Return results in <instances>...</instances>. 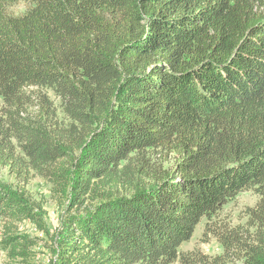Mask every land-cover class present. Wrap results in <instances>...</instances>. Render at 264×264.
Listing matches in <instances>:
<instances>
[{
    "label": "trees",
    "instance_id": "16d2710c",
    "mask_svg": "<svg viewBox=\"0 0 264 264\" xmlns=\"http://www.w3.org/2000/svg\"><path fill=\"white\" fill-rule=\"evenodd\" d=\"M0 169L63 210L51 236L0 179L12 264H33L25 221L51 264H264V0H0ZM203 220L220 255L181 250Z\"/></svg>",
    "mask_w": 264,
    "mask_h": 264
},
{
    "label": "rangeland",
    "instance_id": "374dc122",
    "mask_svg": "<svg viewBox=\"0 0 264 264\" xmlns=\"http://www.w3.org/2000/svg\"><path fill=\"white\" fill-rule=\"evenodd\" d=\"M17 14L24 12V5L19 4L14 8ZM152 162L156 164L157 168H173L175 164V156L166 153H149ZM0 179L7 184L13 185L15 189L25 191L27 195L33 200L36 206H39L44 213V220L46 227L50 231L51 236L57 231L60 226V218L63 210L53 192V186L43 180L39 176H33L27 183L15 180L7 169H0ZM258 198L251 192L242 193L235 201L226 205L220 213L219 218L230 222L232 225H237L245 221L243 216L247 208L253 207ZM8 225L0 221V238L5 237ZM15 234L27 235L37 242V247L33 249V264H51L54 256L50 250L53 247L51 237H47L45 232H41L37 227L29 221L13 226ZM6 232V233H5ZM206 220H203L196 228L193 238L185 243L181 250L189 252L199 250L205 254L216 256L222 253V247L218 241L211 235L206 236ZM9 253L0 246V264L10 263Z\"/></svg>",
    "mask_w": 264,
    "mask_h": 264
}]
</instances>
